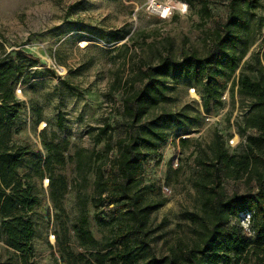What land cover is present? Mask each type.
I'll return each instance as SVG.
<instances>
[{
  "label": "rangeland",
  "instance_id": "1",
  "mask_svg": "<svg viewBox=\"0 0 264 264\" xmlns=\"http://www.w3.org/2000/svg\"><path fill=\"white\" fill-rule=\"evenodd\" d=\"M149 1L0 0V59L10 51L14 58V52L20 51L37 60L20 62L27 75L22 76L20 85L14 89L21 110L11 137L15 145L29 149L18 172L31 178L38 198L32 216L31 261L35 264H53L54 260L60 264L58 240L72 251H80L72 233L79 217L75 192L71 189L74 163L53 169L54 178L62 176L67 182L59 211L49 196V174L35 173L36 166L42 167L46 156L41 140L60 144L66 158L76 149L93 147L103 154L105 138L96 146L93 143L97 129L107 125L112 142L125 137L121 101L129 92L126 82L133 81L140 63L156 65L167 54L175 62L186 52L205 56L207 33L214 28L215 21H224L227 15L228 0H205L213 16L210 21L197 15L202 0H171L186 3L187 12H175L161 20L147 10ZM248 27L245 54L222 91L220 104L209 101L205 112L199 86L169 83L166 100L153 112V115L161 111L186 114L188 119L179 134L187 144L179 147L178 135L173 133L158 155L149 157L144 166V182L154 185L165 203L151 214L152 242L143 263L171 259L179 247L194 242L197 227L185 215H201L203 195L197 184L202 179L197 160H205V154L211 155L215 135L222 138L230 155H238L243 151L246 136L256 134L253 130L241 133L249 113V100L238 94L235 81L241 73L257 78L256 60L264 64V0L249 18ZM79 44L83 45L82 49ZM240 53L242 48L236 50V54ZM52 65L63 68L61 78ZM230 139L233 146L228 145ZM221 186L227 196L257 190L256 182L245 176L222 178ZM86 192L89 195L91 189ZM87 210L88 229L101 242L109 232L95 221L89 204ZM263 258L264 253L258 256L250 253L241 264H262ZM0 264H20L4 237H0Z\"/></svg>",
  "mask_w": 264,
  "mask_h": 264
},
{
  "label": "trees",
  "instance_id": "2",
  "mask_svg": "<svg viewBox=\"0 0 264 264\" xmlns=\"http://www.w3.org/2000/svg\"><path fill=\"white\" fill-rule=\"evenodd\" d=\"M260 3L261 0H228L226 18L215 21L214 28L207 33L205 56L186 52L179 62L168 54L160 57L156 65L141 62L133 81L126 82L129 92L121 101L125 137L112 142L107 125L97 129L93 143L96 146L105 138L103 154L93 147L76 149L66 158L60 144L41 140L46 156L35 173L49 174V196L59 211L67 182L62 176L54 178L53 169L74 163L71 189L75 192L79 217L72 233L80 251H72L57 238L60 264H241L250 253L257 256L264 253V64L257 59L258 77L241 73L235 81L238 94L249 100V113L241 133L253 130L256 134L246 136L243 151L238 155H230L222 138L215 135L211 155L197 160L202 179L197 184L203 195L201 215H185L197 227L194 242L179 247L171 259L143 263L152 242L151 214L165 203L159 190L144 182V166L149 157L158 155L173 133L178 135L179 147L187 144L179 134L188 119L186 114L161 111L153 115V112L166 100L169 83L199 86L205 112L209 101L220 104L222 91L245 54L249 18ZM197 15L201 20H213L205 0L200 1ZM238 48H242V53L236 54ZM11 53L0 59V237L17 254L20 264H35L31 261L32 216L38 198L31 178L18 172L29 149L15 145L11 137L21 110L14 89L20 85L22 76L27 75L20 62L37 60L20 51L14 52L12 58ZM243 176L253 179L257 190L225 195L222 178ZM88 204L94 210L95 221L109 232L101 242L88 229ZM242 216H248L246 228L241 224ZM261 261L264 264V258ZM53 264L58 262L54 260Z\"/></svg>",
  "mask_w": 264,
  "mask_h": 264
},
{
  "label": "built area",
  "instance_id": "3",
  "mask_svg": "<svg viewBox=\"0 0 264 264\" xmlns=\"http://www.w3.org/2000/svg\"><path fill=\"white\" fill-rule=\"evenodd\" d=\"M156 10H155V9ZM147 10H150V12L152 13V15L158 17L161 20H165L168 19L172 16L173 13L178 12L180 14H184L187 12V4L186 3H174L171 0H150L147 4ZM94 39V38H92ZM80 49L83 48L82 44L78 45ZM53 71L55 72V74L61 78L64 74V70L62 67L60 66H55L52 65ZM263 69H264V65H263ZM17 91H19L17 89ZM191 93H194V89L190 90ZM228 145L229 146H233V140L230 139L228 141ZM164 191L167 192V189H165ZM248 220V216H242L241 217V224L244 228H246V223Z\"/></svg>",
  "mask_w": 264,
  "mask_h": 264
},
{
  "label": "bare ground",
  "instance_id": "4",
  "mask_svg": "<svg viewBox=\"0 0 264 264\" xmlns=\"http://www.w3.org/2000/svg\"><path fill=\"white\" fill-rule=\"evenodd\" d=\"M155 9V8H154ZM156 10V9H155Z\"/></svg>",
  "mask_w": 264,
  "mask_h": 264
}]
</instances>
